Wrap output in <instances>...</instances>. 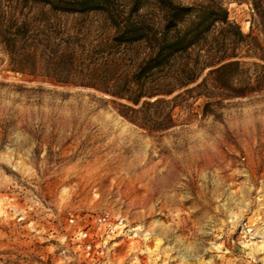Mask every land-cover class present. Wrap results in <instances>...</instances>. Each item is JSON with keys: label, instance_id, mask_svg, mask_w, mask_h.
<instances>
[{"label": "rangeland", "instance_id": "rangeland-1", "mask_svg": "<svg viewBox=\"0 0 264 264\" xmlns=\"http://www.w3.org/2000/svg\"><path fill=\"white\" fill-rule=\"evenodd\" d=\"M216 1L259 40L242 59L255 91L187 92L206 71L148 99L172 101L165 130L132 123L120 113L129 101L82 84L93 67L112 88L130 76L128 61L104 67L113 30L102 16L47 15L53 44L36 67L0 40V264H264V36L250 0ZM66 42L76 54L58 59Z\"/></svg>", "mask_w": 264, "mask_h": 264}, {"label": "trees", "instance_id": "trees-1", "mask_svg": "<svg viewBox=\"0 0 264 264\" xmlns=\"http://www.w3.org/2000/svg\"><path fill=\"white\" fill-rule=\"evenodd\" d=\"M250 2L264 36V0ZM51 13L97 14L109 24L113 30L108 44L111 55L103 62L104 67H120L128 61L126 67L130 76L121 86L112 88L105 85L111 83L105 75L107 71L93 67L86 76L89 81L81 82L129 101L131 105L123 104L120 113L151 131L172 127L174 113L172 101L148 99L169 96L189 87L206 71L202 81L187 92L212 88L223 90L227 96H241L255 91L253 77L247 75L249 70L244 69L246 63L242 59L256 55L254 48L262 50V47L257 37L244 34L230 19L221 1L183 4L177 0H0V40L15 54L18 49L27 52L32 66L36 67L38 48L48 49L53 44L43 30L47 27L46 17ZM250 40H254L253 45ZM66 45L65 53L58 59L76 54L73 46L67 42ZM61 46L58 44L59 48ZM47 62L62 66V60L56 58ZM18 68L24 71L25 67ZM244 76L250 81L237 83ZM255 81L258 87L264 86V74L257 75ZM144 98L146 100L142 101ZM161 104L168 110L162 115L153 112V108Z\"/></svg>", "mask_w": 264, "mask_h": 264}]
</instances>
